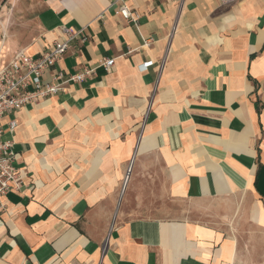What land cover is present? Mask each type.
I'll return each instance as SVG.
<instances>
[{"label": "crops", "instance_id": "obj_1", "mask_svg": "<svg viewBox=\"0 0 264 264\" xmlns=\"http://www.w3.org/2000/svg\"><path fill=\"white\" fill-rule=\"evenodd\" d=\"M60 27L92 73L0 121V264H264V0H0V66Z\"/></svg>", "mask_w": 264, "mask_h": 264}, {"label": "built area", "instance_id": "obj_2", "mask_svg": "<svg viewBox=\"0 0 264 264\" xmlns=\"http://www.w3.org/2000/svg\"><path fill=\"white\" fill-rule=\"evenodd\" d=\"M119 14L125 20L132 19L126 8H121ZM58 33L59 39L39 56H28L24 49H20L7 63L0 66V121L27 106L48 101L62 92L66 84L79 83L92 73V70L86 68L72 75L53 69L72 48L73 43L83 45L88 42L84 28L60 27ZM100 66L106 74H110L114 59H106ZM151 66L152 63L147 62L141 67L147 70ZM8 126L10 131H13L16 121H10ZM11 146V142L0 139V200L8 193L19 191L21 186L19 171L12 166L15 155Z\"/></svg>", "mask_w": 264, "mask_h": 264}, {"label": "rangeland", "instance_id": "obj_3", "mask_svg": "<svg viewBox=\"0 0 264 264\" xmlns=\"http://www.w3.org/2000/svg\"><path fill=\"white\" fill-rule=\"evenodd\" d=\"M32 18L29 19V21H28L29 27L28 26L27 27H28L29 33L34 34L36 32V27H35V25L33 23V19Z\"/></svg>", "mask_w": 264, "mask_h": 264}]
</instances>
